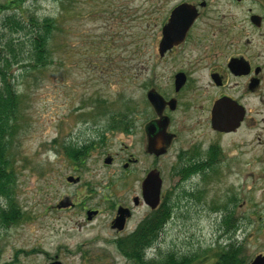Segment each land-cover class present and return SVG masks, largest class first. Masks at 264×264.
<instances>
[{
	"label": "rangeland",
	"instance_id": "1",
	"mask_svg": "<svg viewBox=\"0 0 264 264\" xmlns=\"http://www.w3.org/2000/svg\"><path fill=\"white\" fill-rule=\"evenodd\" d=\"M168 5L164 0H27L22 10L2 11L0 45L12 44L4 53L12 63L8 79L21 94L11 160L15 200L25 217L8 226L0 222V264H36L45 260L44 253L58 252L71 264L86 255L91 259L84 264H132L108 245L106 209L141 197L151 170L160 172L163 194L173 205L151 259L174 254L177 260L196 257L194 264H213L231 244L243 263L264 252V147H229L241 150L242 158H232L229 171L206 185L178 181L176 172L192 147H171L161 157L146 152L147 67L158 62ZM10 15L25 24L17 28L7 21ZM33 15L63 21L52 38L54 61L42 69L27 67L36 34L28 21ZM125 114L134 121L128 134L112 128L113 116ZM91 143L96 148L79 159L82 163L66 154L67 148ZM108 155L114 164L104 163ZM130 155L137 162L124 169ZM68 176L81 180L69 183ZM67 201L75 205L69 208ZM6 206L0 197V207ZM87 206L103 212L87 221ZM71 255L76 256L67 259Z\"/></svg>",
	"mask_w": 264,
	"mask_h": 264
},
{
	"label": "flooded vegetation",
	"instance_id": "2",
	"mask_svg": "<svg viewBox=\"0 0 264 264\" xmlns=\"http://www.w3.org/2000/svg\"><path fill=\"white\" fill-rule=\"evenodd\" d=\"M164 1L168 5L169 0ZM177 8H183L181 18L194 16L185 32V27L179 26L170 31V19ZM169 34L173 41H166ZM162 42H165L163 53ZM157 49V64L147 67L145 90L151 117L144 126L146 147L147 127L161 117L168 119L166 131L171 135L168 151L171 147L193 149L191 153L185 151L187 159H183L185 163L176 172L179 182L196 179L202 185L210 184L229 171L232 158H242L241 150L232 152L229 147H264V0L170 2L161 19ZM150 93L162 98L161 114L150 102ZM85 148L83 155L96 147ZM111 158L109 165L114 164ZM136 162L130 155L124 169ZM71 177L74 181L68 180L69 183L78 184L81 180ZM163 193L161 190L159 206L154 210L144 201L142 185L141 197L111 203L106 209L112 232L108 245L132 264L151 263V250L163 231L152 242L153 212L161 205L173 207ZM74 205L67 201L69 208ZM141 209L145 213L138 215ZM83 211L90 222L103 212L99 206H87ZM118 219L123 222L122 228L116 225ZM126 247H130L129 253ZM44 254L45 260L36 264H71L60 252L52 256ZM258 255L264 256V252ZM81 258L80 264L91 259L87 255ZM95 258L99 261V257ZM191 259L187 264L197 260Z\"/></svg>",
	"mask_w": 264,
	"mask_h": 264
},
{
	"label": "trees",
	"instance_id": "3",
	"mask_svg": "<svg viewBox=\"0 0 264 264\" xmlns=\"http://www.w3.org/2000/svg\"><path fill=\"white\" fill-rule=\"evenodd\" d=\"M26 1L0 0V15L5 9H11L12 7L22 10V4ZM60 18L49 16L39 19L35 15L28 18L36 34H34L32 39V65H28L27 67L42 69L53 63L55 47L51 43L53 34L62 31L63 21ZM7 21L11 24H16L17 28L22 27L21 24H25V21L24 23H19L11 15L7 16ZM9 47H12L11 42L0 45V197L5 198L7 201L6 207H0V222L4 226L16 224L25 217L21 207L15 200L16 171L11 160V147H13V138L18 128L17 120L20 116L21 94L17 92L12 79H8V69L12 63L4 53ZM112 120L114 122L112 128L119 132L128 134L134 126L132 116L128 114L115 115ZM64 147L68 146L64 145ZM75 147H93V143ZM66 150V154L73 160L79 161L80 158L82 159L85 156L82 149L71 147ZM172 208V206L161 205L158 210L153 212V219L151 220L152 242L158 238L160 230L163 229L164 225L171 218ZM226 219L228 220L229 217L226 216ZM126 251L129 253L130 247H126ZM238 254L239 249L234 244H231L229 248L219 254V259L213 264H244L243 261L237 258ZM180 260L179 258L178 260L175 259L174 254H167L159 260L151 259L150 264H187L191 262V260L188 261L186 258Z\"/></svg>",
	"mask_w": 264,
	"mask_h": 264
},
{
	"label": "water",
	"instance_id": "4",
	"mask_svg": "<svg viewBox=\"0 0 264 264\" xmlns=\"http://www.w3.org/2000/svg\"><path fill=\"white\" fill-rule=\"evenodd\" d=\"M183 8H177L174 10L171 19H170V31L174 28L177 30V26L179 27H185L184 32L186 31V28L190 25L192 22L194 16L192 18H181ZM171 33V32H170ZM183 34V33H182ZM172 34H169L167 36L166 41H173ZM165 42H162L160 45V52H164L165 45L163 44ZM149 100L152 103V105L159 111L162 110L163 102L162 98L158 94H149ZM162 116V115H160ZM168 124V119H165L164 117H161L159 121H156L155 123L151 124L147 127V132L149 133V144L147 146V152L149 154H154L155 156H161L165 154L168 150V146L170 145V139L171 135L167 133L166 127ZM160 130V131H159ZM112 161L111 157H108L105 159V163L110 164ZM69 181H74L72 177L68 178ZM161 188H162V179L160 177V174L157 170L150 171L146 178L144 179L142 183V193L145 203L150 206L152 209L157 208L160 202V195H161ZM117 226L120 228L123 227V222L118 219ZM264 256L258 255L251 264H263Z\"/></svg>",
	"mask_w": 264,
	"mask_h": 264
}]
</instances>
